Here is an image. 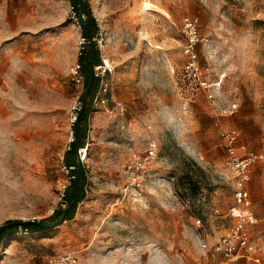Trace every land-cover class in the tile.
I'll use <instances>...</instances> for the list:
<instances>
[{"label":"rangeland","instance_id":"obj_1","mask_svg":"<svg viewBox=\"0 0 264 264\" xmlns=\"http://www.w3.org/2000/svg\"><path fill=\"white\" fill-rule=\"evenodd\" d=\"M76 5L0 0V227L57 222L10 232L0 264H58L67 254L78 264H251L204 245L238 222L222 133L264 150V0H84L90 36ZM186 18L198 30V75L186 69ZM81 45L97 49L93 68L105 58L114 70L87 99L86 197L62 219L55 212L67 205V165L77 160L65 154L86 86L72 71ZM261 226L252 241L264 260Z\"/></svg>","mask_w":264,"mask_h":264},{"label":"built area","instance_id":"obj_2","mask_svg":"<svg viewBox=\"0 0 264 264\" xmlns=\"http://www.w3.org/2000/svg\"><path fill=\"white\" fill-rule=\"evenodd\" d=\"M185 29L189 37V45L187 52L189 53L190 61L188 62L186 69L190 70L192 74L198 75L200 68L197 61V54L194 49V45L198 40V30L195 23L190 19H185ZM80 56H86L88 51H86V45H81ZM114 67L110 59L102 58L98 66L93 68V74L96 79L102 77V75L112 73ZM74 80L78 85H84L87 80V74L84 72L83 67L80 63L75 65L73 68ZM202 85L207 86L206 82H202ZM100 91L108 90V84H102ZM105 102V98L100 100ZM118 105L123 107L121 102ZM238 108V104H232L229 109V113H234ZM78 113H74L72 116V125L77 120ZM224 143L228 152L227 166L229 170L234 175L233 189H234V200L236 206L233 208V215L238 218V222L216 242L211 248L207 244L204 245L205 251L214 252L220 254L226 261H236L239 258H244L247 261L262 264L263 258L259 254V247L252 241V234L248 228L247 223L253 224L255 220L250 213L249 215H239L236 216L235 211H247L245 209H239L245 204V201L249 197V192L247 190V183L251 178V168L252 166L263 158V153H257L254 150L247 149L244 152L239 151L238 140L239 134L236 130H229L222 133ZM72 138L74 140V131L72 133ZM72 143V141L70 142ZM70 149V145L69 148ZM151 154H154V150H151ZM78 158L81 162L85 161L88 156V147H79L77 150ZM67 171L70 173V168L67 167ZM71 180L75 176L71 175ZM58 264H78V259L72 254H67L61 256L58 259ZM208 264H220L216 261H210Z\"/></svg>","mask_w":264,"mask_h":264},{"label":"trees","instance_id":"obj_3","mask_svg":"<svg viewBox=\"0 0 264 264\" xmlns=\"http://www.w3.org/2000/svg\"><path fill=\"white\" fill-rule=\"evenodd\" d=\"M80 4L81 0H78V5H76L78 14L80 12ZM76 6H73L76 8ZM87 31V35H91L93 28L91 24L87 22V25L84 27ZM88 59V65L90 72L88 73L87 80H86V86L85 91L82 97V107L83 110L81 111V108L77 112V120L74 123V140L72 141L70 145V149L66 151L65 159L67 161L69 160V156L75 154L77 160L75 162H72L71 164H68V168H70V171L75 176L72 181L71 187L67 190V193L65 194V200H66V207L60 211L55 212V216H60V218L68 219L71 218L72 215L75 212V207L78 201L83 200L86 197V175L85 170L82 162L79 160L77 155V150L79 147H84L85 145V137L83 133H80V128H83V130L87 129L88 127V115H89V104L87 103V99L89 96L93 97L95 95V92L98 87V79L94 76L92 81L90 80V73L92 70V67L94 66L96 59H97V49L93 52V47L90 48L88 51V54L86 56H80L79 62H81L82 65L85 66V59ZM100 61V60H99ZM83 66V67H84ZM89 88V90H88ZM54 217V216H53ZM57 222L50 223L49 220H17V221H10L0 227V244L1 242L11 233L18 232L19 230L22 232H30V233H41L45 232L54 225Z\"/></svg>","mask_w":264,"mask_h":264},{"label":"crops","instance_id":"obj_4","mask_svg":"<svg viewBox=\"0 0 264 264\" xmlns=\"http://www.w3.org/2000/svg\"><path fill=\"white\" fill-rule=\"evenodd\" d=\"M259 121L260 120H256L255 123L256 124L260 123ZM261 128L264 134V123L261 124ZM261 138H262V141L264 142V136H262ZM238 147H239L240 152H244L247 149L254 150L253 148H247L246 145H238ZM254 151L260 154L262 153L264 154V150L261 151L260 148H257V150H254ZM263 160H264V155H263V158L259 160L258 162H261ZM253 166L251 168V178L247 183V190L249 192V197L244 205H245V209L252 214L255 220V224L254 223L253 224L257 225L258 223H261L262 226L260 228L262 229V232L264 233V195L260 196V192L261 191L264 192V164L258 165L256 167L254 164ZM260 186L262 188H260ZM250 207L253 211L250 209ZM254 225H251V226L248 225L249 230L250 229L252 230L253 237L256 236L255 231L253 230L255 229ZM259 254L261 256L263 255V251L260 248H259ZM247 262L251 264H256L250 261H247ZM262 264H264V260Z\"/></svg>","mask_w":264,"mask_h":264},{"label":"water","instance_id":"obj_5","mask_svg":"<svg viewBox=\"0 0 264 264\" xmlns=\"http://www.w3.org/2000/svg\"><path fill=\"white\" fill-rule=\"evenodd\" d=\"M83 1L84 0H81L80 12H79V17H78V23L80 24V26L82 28H84L87 25V21H86V19L84 17V5H83ZM93 52H94V46H93ZM93 77H94V74H93V67H92V70H91V73H90V80L91 81H92ZM88 90H89V88H88ZM82 110H83V107L81 108V111Z\"/></svg>","mask_w":264,"mask_h":264},{"label":"bare ground","instance_id":"obj_6","mask_svg":"<svg viewBox=\"0 0 264 264\" xmlns=\"http://www.w3.org/2000/svg\"><path fill=\"white\" fill-rule=\"evenodd\" d=\"M145 5H146V8L147 9H150V7H149L150 6V3L149 2L145 3ZM239 215H245V212L244 211H241V210H238V216Z\"/></svg>","mask_w":264,"mask_h":264}]
</instances>
